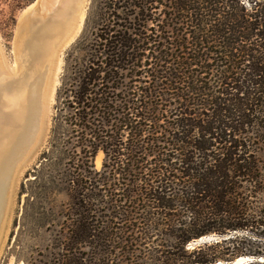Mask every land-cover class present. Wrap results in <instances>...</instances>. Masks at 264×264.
Masks as SVG:
<instances>
[{
	"label": "trees",
	"instance_id": "16d2710c",
	"mask_svg": "<svg viewBox=\"0 0 264 264\" xmlns=\"http://www.w3.org/2000/svg\"><path fill=\"white\" fill-rule=\"evenodd\" d=\"M100 1L101 46L71 90L94 142L71 180L64 246L44 264H114L120 231L124 248L145 247L129 249L126 264L264 256L236 236L264 225V204L252 200L264 189V0ZM135 68L155 85L124 89ZM93 149L116 179L87 170ZM107 183L120 200L108 191L106 209ZM212 233H235L221 241L232 250L217 242L188 253Z\"/></svg>",
	"mask_w": 264,
	"mask_h": 264
},
{
	"label": "rangeland",
	"instance_id": "374dc122",
	"mask_svg": "<svg viewBox=\"0 0 264 264\" xmlns=\"http://www.w3.org/2000/svg\"><path fill=\"white\" fill-rule=\"evenodd\" d=\"M243 1L246 6L250 5L251 0ZM33 2L35 3L36 0H0V44L2 45L0 46L5 55L6 68L10 73L15 71L14 66L17 62L14 50L18 20L20 21L21 15L31 9L29 6L34 4ZM105 16L100 0H86L84 21L80 31L64 49L60 70L52 80L49 78L51 83L48 91L45 92V86L43 87L44 117L42 116L39 131L37 128L35 132L37 137L27 154L17 160L18 167L16 166V171L11 173L12 176L7 179V171L3 174L8 186L4 192L3 209H0V264H44L46 256L60 252L64 246L70 225L67 215L72 202L71 180L83 166L81 157L88 151L85 144L88 141L94 142V138L85 135L87 131L82 128L85 122L78 119L75 114L77 111L73 109L71 90L77 85L76 80L88 67L90 59H95L92 56L98 53L96 50L101 46L98 36L101 35V29L107 25ZM130 73L133 77L120 84L124 85V89H129L130 93L134 92L131 88L135 86L144 89L149 87L148 85H155L150 84L149 79L144 80L143 76H139L140 68H135ZM44 85L48 87V79ZM134 90L139 92L137 88ZM88 156V162L85 163L88 165V171L102 173L105 177L109 176L110 180L118 177L114 175V171L110 173L108 168L107 170L104 168L108 159L103 149H93ZM261 157L264 160V154H261ZM104 180L106 182L107 178ZM113 187L106 184V209L110 194H119L116 189V192H113L111 189ZM116 198L120 200L118 195ZM252 200L256 201L253 206L262 207L264 189L256 199L252 198ZM106 213L110 212L106 210ZM112 213L115 215L118 210L114 209ZM259 223H264V218L260 219ZM127 235L120 231L116 236V245L111 254L114 264H126L125 260L132 257L130 254L132 251L139 254L145 249L143 244L139 246V242H133L131 246L124 248V243L119 237ZM237 235L244 240V246L264 249V225L249 232H238ZM133 237L135 238L134 235ZM228 238H235V233L225 236L212 233L187 243L186 249L188 253L193 251L197 253L205 245L215 244ZM227 248L232 250V243H222L218 250L228 252Z\"/></svg>",
	"mask_w": 264,
	"mask_h": 264
},
{
	"label": "bare ground",
	"instance_id": "6f19581e",
	"mask_svg": "<svg viewBox=\"0 0 264 264\" xmlns=\"http://www.w3.org/2000/svg\"><path fill=\"white\" fill-rule=\"evenodd\" d=\"M85 2L36 0L30 4L32 10L18 20L13 73L6 68L0 44V194L6 183L3 174L27 154L37 137L44 83L48 79L47 92L49 78L60 70L64 49L83 24Z\"/></svg>",
	"mask_w": 264,
	"mask_h": 264
},
{
	"label": "water",
	"instance_id": "95a60500",
	"mask_svg": "<svg viewBox=\"0 0 264 264\" xmlns=\"http://www.w3.org/2000/svg\"><path fill=\"white\" fill-rule=\"evenodd\" d=\"M18 162L16 163L15 166H13L10 170L9 175L7 174L6 178L9 179L11 176V173L13 171H16V166L18 167ZM9 171V170H7ZM7 182V181H5ZM8 184L6 183L5 186H3L2 188V193L0 194V209H3V201H4V192H6V188H7ZM259 261V262H264V256H259V257H254V256H238L232 260H227V261H217L215 263L212 264H247L249 262L252 261ZM195 264H199V263H195Z\"/></svg>",
	"mask_w": 264,
	"mask_h": 264
}]
</instances>
